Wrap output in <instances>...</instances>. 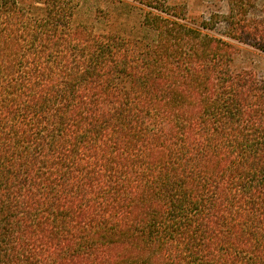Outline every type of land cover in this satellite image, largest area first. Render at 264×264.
Segmentation results:
<instances>
[{
  "label": "trees",
  "instance_id": "16d2710c",
  "mask_svg": "<svg viewBox=\"0 0 264 264\" xmlns=\"http://www.w3.org/2000/svg\"><path fill=\"white\" fill-rule=\"evenodd\" d=\"M134 1L0 0V264H264V18Z\"/></svg>",
  "mask_w": 264,
  "mask_h": 264
},
{
  "label": "rangeland",
  "instance_id": "374dc122",
  "mask_svg": "<svg viewBox=\"0 0 264 264\" xmlns=\"http://www.w3.org/2000/svg\"><path fill=\"white\" fill-rule=\"evenodd\" d=\"M20 4L28 5L32 0H16ZM77 3V22L86 23L95 21L98 28L105 29L111 21H108L107 13H113L118 17L122 25L131 27L140 20V12L143 8L134 0H75ZM169 8L180 15H185L190 21L208 18L210 14L217 12L228 13L229 5L226 0H166ZM251 5L248 17L261 20L264 18V0H248ZM99 9L101 14H97V19L92 15ZM115 22V21H114ZM119 32L122 29L119 28ZM222 26L215 31H209L211 36L221 37ZM240 49L236 57V65L241 68L253 69L258 73H264V53L257 51L253 47L232 41Z\"/></svg>",
  "mask_w": 264,
  "mask_h": 264
}]
</instances>
